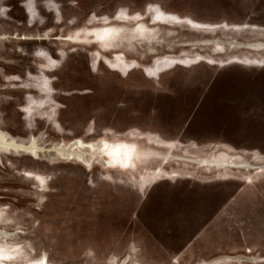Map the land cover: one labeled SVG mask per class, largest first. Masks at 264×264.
Returning <instances> with one entry per match:
<instances>
[{"label":"rangeland","instance_id":"1","mask_svg":"<svg viewBox=\"0 0 264 264\" xmlns=\"http://www.w3.org/2000/svg\"><path fill=\"white\" fill-rule=\"evenodd\" d=\"M0 264H264V0H0Z\"/></svg>","mask_w":264,"mask_h":264},{"label":"bare ground","instance_id":"2","mask_svg":"<svg viewBox=\"0 0 264 264\" xmlns=\"http://www.w3.org/2000/svg\"><path fill=\"white\" fill-rule=\"evenodd\" d=\"M153 65L151 64V66H149V67H152ZM149 67H144L143 69H144V71H146L145 73L147 74L148 73V70H149ZM146 69V70H145Z\"/></svg>","mask_w":264,"mask_h":264},{"label":"water","instance_id":"3","mask_svg":"<svg viewBox=\"0 0 264 264\" xmlns=\"http://www.w3.org/2000/svg\"><path fill=\"white\" fill-rule=\"evenodd\" d=\"M154 63V61H152V63L151 64H153Z\"/></svg>","mask_w":264,"mask_h":264}]
</instances>
